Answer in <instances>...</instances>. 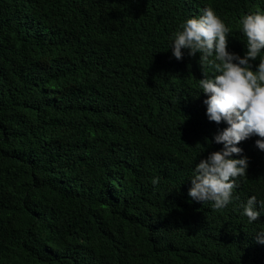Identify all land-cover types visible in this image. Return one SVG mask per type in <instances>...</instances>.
Listing matches in <instances>:
<instances>
[{
  "label": "trees",
  "instance_id": "1",
  "mask_svg": "<svg viewBox=\"0 0 264 264\" xmlns=\"http://www.w3.org/2000/svg\"><path fill=\"white\" fill-rule=\"evenodd\" d=\"M206 8L243 58L264 0H0V264H264L259 137L226 207L188 195L228 126L199 85L218 73L171 48Z\"/></svg>",
  "mask_w": 264,
  "mask_h": 264
},
{
  "label": "clouds",
  "instance_id": "2",
  "mask_svg": "<svg viewBox=\"0 0 264 264\" xmlns=\"http://www.w3.org/2000/svg\"><path fill=\"white\" fill-rule=\"evenodd\" d=\"M246 37V54L227 51V38L231 29L206 8L199 18L187 19L174 34L173 56L183 57L182 49L190 56L199 54L201 68L212 67L217 75L199 80L202 93L208 96L204 101L206 115L211 122L228 126L214 137L216 144H223L221 151L211 153L195 167L188 195L197 202L213 203L216 210L223 209L232 200L233 190L238 186L236 179L247 175L249 160L232 158L240 156L242 149L236 145L255 136V146L264 152V13L243 16L239 21ZM259 57L256 70L252 61ZM235 61V62H234ZM159 178H154L156 185ZM257 199L252 196L243 205V215L248 222L257 221L260 212L256 210ZM264 206V205H262ZM257 243L264 244V231L256 234Z\"/></svg>",
  "mask_w": 264,
  "mask_h": 264
}]
</instances>
